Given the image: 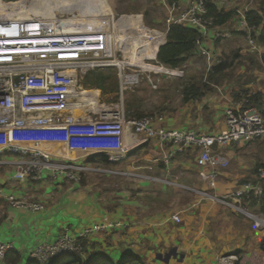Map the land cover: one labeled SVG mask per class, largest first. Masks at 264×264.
<instances>
[{
  "label": "built area",
  "instance_id": "1",
  "mask_svg": "<svg viewBox=\"0 0 264 264\" xmlns=\"http://www.w3.org/2000/svg\"><path fill=\"white\" fill-rule=\"evenodd\" d=\"M24 1L10 2L17 8H11L10 14L6 13L10 12L9 6L5 11L0 10V148L15 152L18 150L16 144L20 142H63L70 148L105 154L111 162L125 158L132 145L153 139L174 146L177 151L196 149L199 165L208 168V172L199 173L204 187L191 188L198 199L238 213L255 230H264V166L257 167L254 179L243 183L239 189L224 194L216 191L219 173L229 164L220 146L264 139V119L256 109L245 106V101H233L226 108L225 128L214 134L157 126V122L163 120L161 115L126 118L122 108L89 112L98 114L97 117L91 114L76 116L72 112L75 95L86 92L79 85V80L90 70L116 68L121 94L123 89L136 87L143 80L152 89H157L161 80L158 75L163 74L167 78L177 76V68L166 67L156 59L172 24L198 30L201 40L210 32L217 37L227 36L219 30L216 18L209 14L208 0H176L171 5L162 0L167 9L164 31L148 28L142 18L141 23L138 19L124 18L138 14H111L107 23L90 21L75 25L65 19L37 16L30 10L32 16L28 11L22 13L27 16H19L18 9L28 7ZM0 3L4 4V0ZM132 22L139 25L133 26ZM248 29L250 35L256 27ZM201 40H196L199 47ZM150 41L156 44V50L147 54L143 48ZM136 50L143 51L142 58L135 56ZM199 51L207 60L210 59L207 49ZM127 133L137 136L131 146L125 143ZM171 155L165 156L164 161ZM15 165L14 178L18 180L30 177L41 181L45 177L56 179L63 175L78 181L79 174H122L121 170L94 162L55 160L38 151ZM2 200L31 211L43 208L40 203L25 202L12 194L4 195L0 188V203ZM172 218L179 221L177 215ZM117 225L121 222L94 224L85 228L78 238L70 236L65 227L55 240L32 249L27 260L45 263L67 252L84 255L77 242L79 238ZM11 249V243L0 242V261ZM232 257L223 256L219 263L228 264Z\"/></svg>",
  "mask_w": 264,
  "mask_h": 264
},
{
  "label": "crops",
  "instance_id": "2",
  "mask_svg": "<svg viewBox=\"0 0 264 264\" xmlns=\"http://www.w3.org/2000/svg\"><path fill=\"white\" fill-rule=\"evenodd\" d=\"M209 1L221 15L234 12L219 24V30L228 35L217 37L210 32L193 54H200L199 50L205 48L214 58H219L224 55V50L237 42L246 45L244 51L248 53L258 52L259 28L251 32L254 36L249 35L245 12L251 9L260 12V0ZM182 3L186 4L185 1ZM244 21L245 24L242 23ZM193 54L186 57V65L191 63L189 60ZM242 65L241 70L247 71L250 66L259 79L264 78L259 69L251 66V62L246 61ZM238 84L226 89L222 87L225 100H221L223 96L218 95L221 92L217 90L210 95L203 92L200 98L188 100L191 101L188 106L186 102L172 115L163 116L157 126L219 133L225 128L226 108L237 99L235 96L241 95L256 96L251 107L264 119V83L255 85L252 82V88L244 91H239ZM140 110L145 116L147 111ZM90 114L87 112L85 116ZM136 137L127 133L125 143L131 146ZM16 147V153L0 148L2 193L12 194L25 202L40 203L43 208L31 211L2 200L0 242L11 243L13 249L7 252L0 264H27L32 249L41 243L52 242L65 227L70 236L78 238L85 228L108 221H120L121 225L82 237L84 264L100 256L119 260L128 254H135L145 264H220L223 256H233L228 259V264H264L260 245L264 230H255L244 216L223 206L201 201L189 190L204 187L199 173L208 172V168L199 165L196 149L177 151L174 146L161 144L155 139L134 144L128 148L125 158L102 163L129 174L87 173L108 178L107 188L95 181L96 176L88 177L83 183L69 181L71 179L63 175L56 179L45 177L41 181L30 177L23 180L14 178L15 164L28 159L34 151L48 154L55 160L72 162H90L87 161L88 156L102 153L70 148L63 142H20ZM220 149L229 164L219 173L218 193L239 189L243 183L254 179L257 167L264 166V139L230 143L220 146ZM82 151L86 152L81 154ZM74 152L76 156L70 157ZM169 154L172 155L164 161ZM173 215L179 217L178 222L172 218ZM173 248L177 253L175 258L172 256L165 261L157 257ZM179 256H182L181 261H178Z\"/></svg>",
  "mask_w": 264,
  "mask_h": 264
},
{
  "label": "rangeland",
  "instance_id": "3",
  "mask_svg": "<svg viewBox=\"0 0 264 264\" xmlns=\"http://www.w3.org/2000/svg\"><path fill=\"white\" fill-rule=\"evenodd\" d=\"M12 1L13 0H4V4L1 3L0 7H5V5L10 6V13H11V8L17 9L16 7H14L16 6V4L10 3ZM36 1L38 3H41V1H45V0H36ZM48 1L49 3L47 4L49 5V7H51L49 9V13L46 12L47 11L46 6L42 4H35V6L33 7L32 0H25L23 3H27L28 7L26 8L18 7L19 13H21V16H25V14L22 15V13H24V11L31 10V8L33 7V12H35L37 16H42L45 18L65 19L74 25L90 22L92 20L99 19L101 17V16H97L98 13L96 12L97 9H95L96 7L95 0H66V3L63 4L62 3L58 4L55 2V0H48ZM102 1L107 2L108 6H110L111 11L114 13V15L138 14L139 16H141L144 25L147 26L148 28L159 29L161 31H164L167 9L164 3L162 2V0H102ZM260 3L261 0L259 1L258 8L260 7ZM105 9L108 10L107 8ZM0 10H3V8H0ZM28 14L29 16H32L29 13V11ZM49 14L51 16H49ZM81 14L84 15L82 16ZM257 43H259V48H260L258 52L250 51V53H248L244 51V47L246 45L244 46L243 44L237 42V43H232L231 46L237 45L238 47H231L229 45L230 48L224 50L223 51L224 55H221L219 58H214L210 51H209L210 52L209 60H207L203 55L199 53L193 54L191 59L189 60L191 62L190 64L186 65V62H184L179 68H177L178 71L177 76L167 78L166 76H163V74L158 75L161 80L157 84V89H152L151 87H149L147 82L143 80L136 87L123 89V92L121 94L120 84H119L120 81L117 76L116 68L97 69L95 72L100 74V76L104 77V81L102 82L100 89L92 88L91 86L88 85L87 81L89 79H92L93 76L87 73L79 80V85L86 91L98 90L99 98H98V104L96 106L88 104L83 107L84 109L82 108V110L84 111L83 115H85L87 112L89 113L90 111L99 112L103 110H108L109 108L111 109L122 108L124 112V116L126 117L125 100L127 99L130 100L131 98L135 97L137 102L139 103V109H142V111L143 110L147 111L144 117L159 116V115H161L162 117L166 115L170 116L174 113L175 110L181 107V104H184L186 102H187L186 106L190 104L189 102L191 101L188 100H191L192 97H187L186 99H184L183 95L181 94L183 85L190 80L201 81L200 84H198V87L200 89H203V92H206V94L210 95L211 92H214L216 90L218 93L221 92L220 94H218L220 96H223L221 100L226 99L225 96L226 94L224 89H226L227 87L234 86L237 83H239L238 85H240L239 91H244L245 88H252L251 86L252 82L255 85H257V83H260L262 85L264 83V78L261 77L259 79L258 76L256 75L257 72L255 70L251 71L250 66L247 69V71L241 70V68L244 67L242 63L245 64L246 61H249L251 62V66L253 68L259 69V72L262 75H264V46L258 41ZM219 62L222 64L221 66H219V68H223V69L221 72H215L214 70L216 68L215 66H217ZM204 83H207L206 88L203 87ZM222 87H224V89ZM246 99L247 96L241 95L234 101H243ZM204 107H206V105H204ZM91 115L94 117L98 116V114L96 113H93ZM167 127L173 128L171 126H167ZM81 154H83V151L81 152ZM25 159L27 158H24L23 160ZM101 160L102 157L97 156L95 160H92L90 162L103 165ZM124 174H129V173L123 172L120 175H124ZM78 176H79L78 181H73L72 179L69 181L83 183L84 181L87 180L88 177L96 176L95 181L97 183H99L101 186H106L107 188L109 187L108 185L109 180L106 177H102L100 175L98 176L97 174H87V173L79 174ZM163 180L166 181L165 179ZM189 190L193 192L190 188Z\"/></svg>",
  "mask_w": 264,
  "mask_h": 264
},
{
  "label": "trees",
  "instance_id": "4",
  "mask_svg": "<svg viewBox=\"0 0 264 264\" xmlns=\"http://www.w3.org/2000/svg\"><path fill=\"white\" fill-rule=\"evenodd\" d=\"M176 0H167L168 5H171ZM260 7L262 8L260 12L257 10H248L245 12V21L248 27H256L259 28L258 41L264 46V0H261ZM207 9L210 15L216 18V23L220 24L228 19L234 12H225L221 15L219 11H217L214 5L208 0L207 1ZM254 36L253 34H251ZM201 36L198 30L185 27L182 25L172 24L168 27L166 34V42L161 45L157 51L156 59L157 61L169 68H179L186 60V57L193 54L196 50V40H201ZM222 62V61H220ZM218 63L215 72H221L223 68H219L221 63ZM96 70H90L89 73L92 79L87 81L88 85L92 88H101V84L104 81V77L100 76V74L95 72ZM86 73V74H87ZM201 81H188L183 85V89L181 94L184 99L187 97L192 98H200L203 95L202 89L198 87ZM203 87H207V83L203 84ZM236 98L240 96H235ZM255 95H251L247 97L245 101V106H251L253 100L255 99ZM236 100V99H235ZM125 113L126 117L129 118H141L144 115L143 112L139 109V103L136 98H131L130 100H125ZM144 117V116H143ZM97 156L102 157V163L109 164L110 161L108 156L105 154H94L90 155L87 158V161L95 160ZM84 239L79 238L78 243L82 246L83 254L85 253ZM261 249L264 252V239L260 243ZM27 264H84L83 255H79L75 252H67L60 254L56 257L51 258L45 263H38L35 261H28ZM86 264H145L143 263L138 256L135 254H128L122 257L119 260H109L105 256L97 257L95 260H91Z\"/></svg>",
  "mask_w": 264,
  "mask_h": 264
},
{
  "label": "bare ground",
  "instance_id": "5",
  "mask_svg": "<svg viewBox=\"0 0 264 264\" xmlns=\"http://www.w3.org/2000/svg\"><path fill=\"white\" fill-rule=\"evenodd\" d=\"M56 3L58 4H63V3H66V0H55ZM32 3H33V7L35 6V4H42L44 6H46V12L49 13V9L51 7H49V5L47 3H49V1L45 0V1H41V3H38L36 0H32ZM1 4V3H0ZM8 7V6H7ZM5 5V7H0V8H3V10L1 11H5V9H8ZM33 7L31 8L30 11L33 12ZM10 8V6H9ZM96 12L98 13L97 16H101V19H96V20H92L93 22L97 23V22H101V21H104L105 23H107L108 19H109V16L111 14H114L112 11H111V8L110 6H108L107 2L106 1H102V0H97L96 1ZM105 8H107L108 10H106ZM0 11V12H1ZM8 14H10V12H6ZM47 13V14H48ZM85 14H88V13H85ZM24 15V14H22ZM82 16L84 14H81ZM21 16V15H20ZM27 16V15H25ZM49 16H51L49 14ZM126 20H130L131 18H134V19H138V22L141 23V16L139 15H136V16H125L124 17ZM91 21V22H92ZM133 26H138L139 24L137 22H132ZM145 51H147V54H151V52L155 51L156 50V44L154 42H149L147 44L144 45V48H143ZM134 51V48H132L131 52ZM135 56L138 57V59L142 58L143 56V51H135L134 52ZM133 53L130 54L131 57L134 56ZM83 89V88H82ZM98 98H99V91L98 90H93V91H86L84 93L82 92H78L76 95H75V102H74V108L72 109V112L74 115L78 116V115H81L83 114V110L81 107V105H88L89 103H94V104H97L98 103ZM88 107V106H87ZM96 108V107H95ZM84 109V108H83ZM89 109V108H88ZM100 109V108H99ZM19 144V143H18ZM44 149V148H43ZM69 150V149H68ZM41 151V150H40ZM45 151V150H44ZM48 151V150H46ZM72 151V150H71ZM86 152V151H85ZM83 152V153H85ZM53 154V153H52ZM59 155V154H58ZM75 156V152L73 154H70V157H74ZM232 261V260H230Z\"/></svg>",
  "mask_w": 264,
  "mask_h": 264
},
{
  "label": "water",
  "instance_id": "6",
  "mask_svg": "<svg viewBox=\"0 0 264 264\" xmlns=\"http://www.w3.org/2000/svg\"><path fill=\"white\" fill-rule=\"evenodd\" d=\"M177 253H176V250L173 248V249H170L168 252H166V254L162 255V254H158V258L159 259H162V260H165V261H168L170 257H176ZM182 259V256H179V260L178 261H181Z\"/></svg>",
  "mask_w": 264,
  "mask_h": 264
}]
</instances>
